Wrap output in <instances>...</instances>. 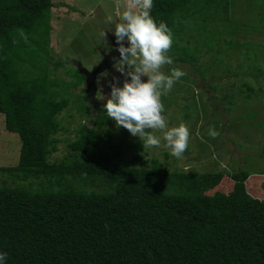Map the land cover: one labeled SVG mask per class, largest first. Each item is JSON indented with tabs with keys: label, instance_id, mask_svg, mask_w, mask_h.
Wrapping results in <instances>:
<instances>
[{
	"label": "trees",
	"instance_id": "16d2710c",
	"mask_svg": "<svg viewBox=\"0 0 264 264\" xmlns=\"http://www.w3.org/2000/svg\"><path fill=\"white\" fill-rule=\"evenodd\" d=\"M221 4L227 8L234 0H154L151 15L173 33L167 54L174 62L169 66L187 64L204 81L214 66L201 55L214 52L211 64L223 63L226 49L238 44L231 39L234 28L250 27L264 34V0L248 7L260 6L259 18L255 17L259 25L219 19L216 11ZM52 7V0H0V114L5 129L20 140L17 166L4 170L24 171L22 177L33 178L27 191L0 187V251L8 253V264H264V198L252 196L260 189L264 193V167L258 171L262 184L252 190L246 182L250 174L241 168L230 175L218 171L198 182L187 173V189L172 193L179 180L166 162L144 160L138 154L120 162L115 159L119 150L99 151L107 115L93 117L85 95H70V88L84 84L83 75L66 68L62 73L64 58L52 60ZM186 24L199 30L198 43H188L191 34L179 42L189 28ZM242 85L245 90L239 93L245 98L255 94L248 82ZM70 102L85 111L94 126L81 125L63 158L50 161L60 141L59 116ZM77 160L79 165L69 162ZM76 169L82 180L96 173L114 189L97 196L76 188L72 185L78 184ZM145 173H162L163 184L151 193H145L146 187L135 191L132 183ZM53 178L58 191H47L44 185L52 186ZM225 181L226 188L232 181L225 195L221 193L225 186L217 195L207 194Z\"/></svg>",
	"mask_w": 264,
	"mask_h": 264
},
{
	"label": "rangeland",
	"instance_id": "374dc122",
	"mask_svg": "<svg viewBox=\"0 0 264 264\" xmlns=\"http://www.w3.org/2000/svg\"><path fill=\"white\" fill-rule=\"evenodd\" d=\"M52 1L49 44L50 53L53 55L52 60L64 58L61 61L64 65L62 73H66L67 69L71 73V70L73 72L77 66V63L74 66L73 63L64 60L78 62L87 72L91 71L93 66L99 63L102 55L111 50L107 33L113 34L107 29L111 27L106 22L107 16L118 15L129 0ZM254 2L255 0H234L233 5H225L227 8L221 4L217 7L216 13L219 19L233 20L241 24L248 21L259 25L255 17L259 18L260 6L252 5L248 8L249 3ZM262 8L264 12V7ZM187 26L189 28L181 35L184 40L179 42L183 43L191 34L188 43H198L199 30L191 27L190 24H186ZM231 39L234 43L238 41V44L226 49L228 55L224 56L223 63L216 60L214 64H211L214 52L201 55V60L214 66L212 71L206 74L204 81L199 79L198 73L187 64L177 62L173 66L165 65L161 69L167 73L170 68H180L185 73L174 84L171 92L162 97L165 107L164 115L169 126L184 123L189 128V145L182 157L171 156L169 150L163 147V141L160 148L144 147L137 137L131 136L122 126L117 128L114 121L109 118H107L108 124L100 129L99 151L119 150L120 155L115 159L120 162L129 160L135 154L141 155L144 160L156 158L162 165L166 162L170 171H176L175 177L179 180V185L171 190L172 193H181L187 189L184 181V175L187 173H192V181L198 182L206 175L218 171H225L230 175L241 168L248 170L250 174L246 182L251 190L261 185L263 175L258 171L264 167V69L259 70L255 65H264V34L261 30H253L250 27H241L237 31L234 28ZM219 43L224 45L222 41ZM106 70L109 73L107 77L100 75L104 72L102 71L94 83L92 77H89L88 83L84 82L82 86H73L69 89L70 95L76 98L85 95V103L92 110L93 117L99 113L106 115L102 107L104 102L96 98L99 96L98 91L107 95L110 91L109 83L112 82L113 77L116 78L117 85L123 79L112 66ZM210 75H215V78H210ZM60 77L67 80V76L60 75ZM243 82H248L255 88V94L252 97L245 98V94L239 93L240 89L245 90ZM210 84L215 86L216 91L210 88ZM225 94H229L230 98L222 99ZM63 96L66 95L63 94ZM227 107L230 108L229 111L226 110ZM84 112L72 102L61 112L59 121L62 130L57 136L60 141L57 151L50 155V161L63 158L67 153L68 141L74 139L75 132L81 125L94 126ZM209 128L216 130L217 138L214 139L208 135ZM154 134L162 136L158 130H155ZM139 145H142V148H139ZM19 151V136L5 129L4 116L0 114V187L25 188L27 191L31 187L26 184L33 179L32 177H22L26 173L24 171L19 173L4 170L17 166ZM165 153L168 155L167 158ZM69 162L72 165H79L78 160ZM139 165L146 166L142 161ZM74 172L78 178V184L72 183V180L70 182L76 188L86 189L97 196L109 194L114 189V184L103 180V176L99 174L83 176L82 180L81 170L76 169ZM62 181L65 183V179ZM162 182V173H145L141 179L134 181L132 186L135 191L146 187V191L145 189L143 191L151 193L158 185H162ZM231 183L232 181L226 188L225 185L228 182H221L219 184L221 188L217 186L207 194L217 195L225 186V192H221L225 195L230 191ZM51 185L53 187L44 185L45 189L58 191L59 185L56 178L52 179ZM135 186L139 189H135ZM252 196L263 199V190L260 189V193Z\"/></svg>",
	"mask_w": 264,
	"mask_h": 264
},
{
	"label": "clouds",
	"instance_id": "9594fccd",
	"mask_svg": "<svg viewBox=\"0 0 264 264\" xmlns=\"http://www.w3.org/2000/svg\"><path fill=\"white\" fill-rule=\"evenodd\" d=\"M153 3L154 0H129L118 15L107 16L106 22L111 25L107 29L115 38L119 54L112 68L123 79L117 85L113 77L109 93L104 95L98 91L96 98L104 102L102 107L107 118L113 120L117 128L122 126L144 147L160 148L163 141L169 154L180 158L189 145V128L184 123L169 126L162 97L171 92L185 73L180 68H170L167 73L161 70L174 62L167 54L173 44V33L165 22L154 20ZM102 35L104 37L105 33ZM71 62L75 66L76 62ZM100 75L107 77L109 73L105 70ZM155 130L162 136L154 134ZM208 135L215 139L218 133L209 128ZM0 264H8L5 251H0Z\"/></svg>",
	"mask_w": 264,
	"mask_h": 264
},
{
	"label": "water",
	"instance_id": "95a60500",
	"mask_svg": "<svg viewBox=\"0 0 264 264\" xmlns=\"http://www.w3.org/2000/svg\"><path fill=\"white\" fill-rule=\"evenodd\" d=\"M108 38L111 41V50L107 53V54H103L101 60L99 61L98 64H96L95 66H93V69L91 71H88L85 68H82L83 66L77 63V70L83 74H85L86 76L83 75L84 77V82L88 83V78L92 77L93 83L95 82L98 74H100L102 71H105L106 69L110 68L114 62V58H118V52L116 51V45H115V38L113 35H111L110 33L108 34ZM86 70V71H85Z\"/></svg>",
	"mask_w": 264,
	"mask_h": 264
}]
</instances>
